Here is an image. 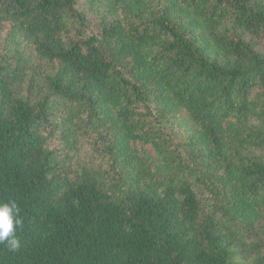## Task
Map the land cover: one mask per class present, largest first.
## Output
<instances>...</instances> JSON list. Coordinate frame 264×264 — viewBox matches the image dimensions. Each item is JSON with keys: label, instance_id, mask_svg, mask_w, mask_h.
<instances>
[{"label": "trees", "instance_id": "16d2710c", "mask_svg": "<svg viewBox=\"0 0 264 264\" xmlns=\"http://www.w3.org/2000/svg\"><path fill=\"white\" fill-rule=\"evenodd\" d=\"M7 201L0 264H264V0H0Z\"/></svg>", "mask_w": 264, "mask_h": 264}, {"label": "clouds", "instance_id": "9594fccd", "mask_svg": "<svg viewBox=\"0 0 264 264\" xmlns=\"http://www.w3.org/2000/svg\"><path fill=\"white\" fill-rule=\"evenodd\" d=\"M20 208L15 201L0 202V243L10 252H16L21 247V241L16 230L23 225Z\"/></svg>", "mask_w": 264, "mask_h": 264}, {"label": "rangeland", "instance_id": "374dc122", "mask_svg": "<svg viewBox=\"0 0 264 264\" xmlns=\"http://www.w3.org/2000/svg\"><path fill=\"white\" fill-rule=\"evenodd\" d=\"M87 18L90 20L89 23H90L91 28L93 29L99 28V18H97L95 14H89ZM192 165L194 166L197 174L202 176V174L205 171L199 166V164H197L196 161L192 160ZM199 198H200L199 201H200L201 208H202V214L205 215L209 211V203H208L209 197L204 194H201Z\"/></svg>", "mask_w": 264, "mask_h": 264}]
</instances>
